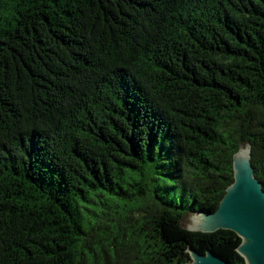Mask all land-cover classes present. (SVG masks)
Segmentation results:
<instances>
[{"label": "trees", "instance_id": "1", "mask_svg": "<svg viewBox=\"0 0 264 264\" xmlns=\"http://www.w3.org/2000/svg\"><path fill=\"white\" fill-rule=\"evenodd\" d=\"M251 146L264 0H0V264H245L189 230Z\"/></svg>", "mask_w": 264, "mask_h": 264}, {"label": "water", "instance_id": "2", "mask_svg": "<svg viewBox=\"0 0 264 264\" xmlns=\"http://www.w3.org/2000/svg\"><path fill=\"white\" fill-rule=\"evenodd\" d=\"M251 146L241 144L233 158V183L226 187L218 207L212 212L187 215L189 230L212 232L231 229L240 238L237 251L245 264H264V189L255 176ZM190 264H232L208 249L205 253L190 247Z\"/></svg>", "mask_w": 264, "mask_h": 264}, {"label": "rangeland", "instance_id": "3", "mask_svg": "<svg viewBox=\"0 0 264 264\" xmlns=\"http://www.w3.org/2000/svg\"><path fill=\"white\" fill-rule=\"evenodd\" d=\"M188 216H190V215H188ZM184 224H185L187 227L191 224L187 217H186V219H185V221H184Z\"/></svg>", "mask_w": 264, "mask_h": 264}]
</instances>
